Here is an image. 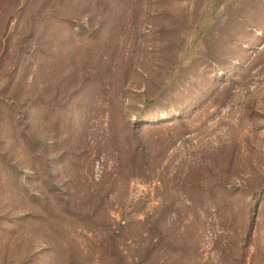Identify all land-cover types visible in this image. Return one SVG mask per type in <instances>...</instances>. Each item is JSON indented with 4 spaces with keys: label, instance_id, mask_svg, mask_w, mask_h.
<instances>
[{
    "label": "rangeland",
    "instance_id": "374dc122",
    "mask_svg": "<svg viewBox=\"0 0 264 264\" xmlns=\"http://www.w3.org/2000/svg\"><path fill=\"white\" fill-rule=\"evenodd\" d=\"M72 5L0 0V264H264V0Z\"/></svg>",
    "mask_w": 264,
    "mask_h": 264
},
{
    "label": "trees",
    "instance_id": "16d2710c",
    "mask_svg": "<svg viewBox=\"0 0 264 264\" xmlns=\"http://www.w3.org/2000/svg\"><path fill=\"white\" fill-rule=\"evenodd\" d=\"M83 1V0H80ZM93 1H96V7L100 6L101 3H104L105 9L108 11H110L111 13L109 15H100L101 21L99 22H103L105 20L110 19L109 21L111 22L110 24V28L113 29V31L116 30V27L118 25V22L122 23V14L120 13H116L114 10L116 9L117 5L123 6L126 5L127 7H131L133 4V0H85L86 3V7L85 9H80L81 7H79L78 5L75 6H71V9H69V11H65V12H69L71 14L74 15H79L80 13L83 14H90V16L88 15V18L90 20V22H93V19L95 18V15L91 9V5L93 3ZM121 8V7H120ZM120 15V18L118 19ZM103 20V21H102ZM95 24V23H94ZM101 25V24H100ZM92 27V26H90ZM88 27V31L90 32L92 37H96V35L98 34V31H100V29H98L99 26L94 28H90ZM109 36V35H108ZM107 36V37H108ZM69 40V37H68ZM95 41V40H94ZM113 42L112 39H109L108 41H106L103 44L102 50L99 51V49H95L94 55L96 57V60L94 63H92V67L90 68L89 74H86V71H82L79 69V67L76 65L75 70L70 74L71 76V81L72 84H79L81 81L87 83L88 85L91 86L92 89H100V86L103 88V90L105 92H108L109 89L114 87V83L117 80V76L118 74L121 72V70H119L120 66L118 65L117 61H116V47L114 48V44L111 45ZM93 47H98V45L94 44ZM166 56H169L166 54ZM174 56V55H173ZM122 73V72H121ZM83 74V75H82ZM88 76H86V75ZM46 75H48V73H46ZM101 88V90H102ZM91 89L92 92H94ZM155 92H153L155 95H150L152 93H148L147 91L143 93V96L145 98V106L153 101H155L157 98H159L160 94L159 92H157L158 86H156L155 84ZM103 91V92H104ZM111 104V103H110ZM145 108V107H144ZM144 108L142 109L141 113H144ZM168 115V114H167ZM160 116V115H159ZM156 116V117H159ZM160 118V117H159ZM168 118V117H167ZM168 120V119H167ZM153 122H157V121H153ZM169 123V122H168ZM168 123H159L160 126L164 125V126H174L176 124H168ZM182 123L183 121L180 120L178 124H180V127H182ZM19 138L23 139L25 138V135H20ZM143 145V143H141ZM164 145V143H163ZM117 148V147H116ZM147 145L144 143L143 147H142V151L146 152ZM29 149V151L36 153V154H40L37 150L36 147L32 144H29V146H27V150ZM130 149V147H129ZM122 151H125V148L122 149ZM131 159H135V155H133L131 157ZM149 164V161H145V165Z\"/></svg>",
    "mask_w": 264,
    "mask_h": 264
}]
</instances>
